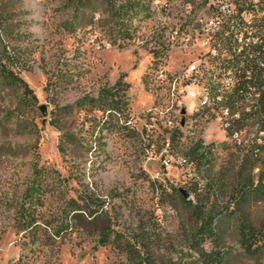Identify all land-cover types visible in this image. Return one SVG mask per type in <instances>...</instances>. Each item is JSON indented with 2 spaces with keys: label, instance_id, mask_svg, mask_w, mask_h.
Wrapping results in <instances>:
<instances>
[{
  "label": "rangeland",
  "instance_id": "rangeland-1",
  "mask_svg": "<svg viewBox=\"0 0 264 264\" xmlns=\"http://www.w3.org/2000/svg\"><path fill=\"white\" fill-rule=\"evenodd\" d=\"M143 1L148 2L147 9L137 10L130 23L132 37L123 39L100 26L98 13L86 29L73 28L71 12L62 0H0L6 9L24 12L20 29L29 41L30 53L26 54L30 68L22 70L20 77L36 96L34 107L23 108L18 118L14 105L20 90L0 93V264H126L122 247L127 241L133 242L151 264H264V254L252 258L244 253L235 219L245 217L258 232L256 244H263L264 198L250 197L237 209L228 196L237 179H250L254 185L259 175H264V163L236 155L219 139H211V152L216 144L221 153L208 155L203 171L209 183L198 186L190 178L193 172L198 173L197 166L187 170L163 164L161 150L168 133L162 127L154 126L143 137L138 131V112L152 103L154 94L159 95L152 78L155 59L138 39L147 26L149 8L154 7V0ZM186 2L174 3L169 15L180 12ZM117 81L127 84V105L103 123L106 113L100 118L102 112L96 103L87 112L89 105L82 98H96L101 88ZM191 96L192 92H185L181 103ZM55 104L72 107L70 114L60 116L64 129L73 130L78 138H90L86 160L81 154L72 159L58 152L59 132L48 123ZM170 113L177 115V106ZM23 119L26 123L19 125L18 120ZM129 119L130 123H125ZM177 143L187 144L182 139ZM34 160L52 174H73L66 186L70 194L92 183L95 194L105 198L113 228L106 244H98L93 230H74L62 241L47 235L50 229L42 220L55 223L60 214L61 201L55 195L33 204L38 216L33 233H17V209L27 206L23 192ZM173 188L188 192L185 198L202 204L206 211L235 213L221 233L214 217L213 231L205 235L198 231L200 221L191 207L171 198Z\"/></svg>",
  "mask_w": 264,
  "mask_h": 264
},
{
  "label": "built area",
  "instance_id": "built-area-1",
  "mask_svg": "<svg viewBox=\"0 0 264 264\" xmlns=\"http://www.w3.org/2000/svg\"><path fill=\"white\" fill-rule=\"evenodd\" d=\"M179 1H187V8L169 15V8ZM231 11H238V19H230ZM250 16L264 22V0H154L147 26L138 39L148 47L152 59L162 58V66L154 73L159 95H153L152 103L138 112L142 137L154 126L162 127L165 133L175 132L177 139L185 140L187 148L199 143L198 153L207 152V144L217 138L232 153L264 163V35L249 37L244 48L235 47V40L242 37L236 36V27ZM219 26H227V33H219ZM205 29L218 35L217 46L205 48ZM224 35H232L229 50H222ZM213 51L229 57V65L224 67L229 82L227 91L206 98L204 59ZM181 92H192V99L180 103ZM225 96L233 97L234 109L225 107ZM170 101H177V115H170ZM192 116H199L197 129H189ZM254 131H262L263 139H255ZM161 153L165 166L173 163L187 170L197 166L196 159L168 148L167 136ZM208 153L219 155L221 148L214 144V152ZM204 167L199 164L198 173L190 176L198 186L209 183ZM260 183L264 186V178Z\"/></svg>",
  "mask_w": 264,
  "mask_h": 264
},
{
  "label": "trees",
  "instance_id": "trees-1",
  "mask_svg": "<svg viewBox=\"0 0 264 264\" xmlns=\"http://www.w3.org/2000/svg\"><path fill=\"white\" fill-rule=\"evenodd\" d=\"M62 4L71 12V18L74 22L73 28L86 29L92 24L95 13H98L100 26L107 29V33H115L123 39L132 37L133 29L130 28V23L137 10L139 8L147 9L148 7V2L143 0H62ZM23 14L24 12L21 10H8L0 4V93L4 89L20 90L14 105V112L18 118L22 115L23 108L27 106L33 108L36 103V96L32 89L20 77L22 70L30 68L26 54V51L30 53L29 41L26 40V33L20 29ZM126 88L127 84L117 81L110 87L101 88L96 98L85 95L82 102L89 105L88 109L86 108L87 112L91 111L96 103V109L102 112L100 118L106 113V118L103 121V123H106L112 113H119L127 105L125 99ZM82 106L84 107V105ZM71 111V106L61 107L55 104L49 111L48 123L59 132L56 147L62 156L68 155L70 158L75 159L81 154L82 157L85 156L84 160H86L91 147L90 138L87 136L78 138L73 130L64 129L61 125L60 116L70 114ZM25 121V119L18 120V123L22 125L26 123ZM33 126L34 124H31V127ZM167 133L168 148L181 152L187 155L188 158L196 159L197 167L199 164L207 165L208 152H211L208 147L207 152L199 151L198 153L199 143L187 148L182 144L178 145L175 132ZM99 137L97 139L100 143ZM37 158L38 156H36ZM240 171H238L239 175H241ZM53 173L51 169L39 166L37 160L32 162L31 178L23 192L27 206L25 207L23 204L17 209V233L31 230L32 234L38 225V216L35 215L33 204L37 201L42 203L45 197L55 195L61 201L60 214L55 223H51L49 219L42 220L45 227L50 229V233H47V235L62 241L66 234H70L74 230L81 233L93 230L92 234L96 235L98 244H106L113 233V228L108 215V208L104 207L105 198L95 194L92 185H90L92 183H85L81 190H73L70 194V190L66 189L67 181L74 178V175L69 174L67 177H63L56 171ZM263 177L264 175H259L254 185H252L250 179L245 182L237 179L231 184L228 196L231 200H234L237 209L250 197L264 198V186L260 183ZM170 195L177 202L189 208L191 207V213L196 220L200 221L198 231L205 235L212 233L214 217H217V222L214 225H217L216 228L221 233L223 232V225L235 213V210L220 212V214L214 213L212 209L206 211L202 208V204L192 203L190 199H186L181 189L173 188ZM235 219L239 226L238 242L244 253L252 258L257 255L262 256L264 254V243L256 244L257 230L248 225L245 217L237 216ZM122 251L127 254L128 263L126 264H151L145 256H141L140 251L134 247L133 242L127 241L125 246L122 247ZM197 251L200 255H204L201 248H198Z\"/></svg>",
  "mask_w": 264,
  "mask_h": 264
},
{
  "label": "bare ground",
  "instance_id": "bare-ground-1",
  "mask_svg": "<svg viewBox=\"0 0 264 264\" xmlns=\"http://www.w3.org/2000/svg\"><path fill=\"white\" fill-rule=\"evenodd\" d=\"M246 0H238V3H245ZM187 8V2L183 5ZM230 19H238V11L230 12ZM219 33H227V26H219ZM257 35H264V22H258L257 16H250L248 19H244V22H239L236 27V36L238 39L235 40L236 48H244L249 43V37ZM205 48H212L218 44V35H212V29H205ZM232 42V35H224L222 42V50H229V44ZM154 71H153V82L157 88V80H154V73H156V67L162 66V58H154ZM229 65L228 56H220V51H213L212 55H207L204 59V86H205V97L215 98L218 96L219 91H227L229 75L224 71V67ZM155 95V94H154ZM185 96V92H181V98ZM191 98H187L183 103H188ZM177 106V101H170V111L172 107ZM225 107L227 109H234V99L232 96H225ZM172 114V113H170ZM175 114V113H174ZM199 116H192L189 120V129H197L199 124ZM255 139H263L262 131H254ZM207 147L212 150L211 146L207 144Z\"/></svg>",
  "mask_w": 264,
  "mask_h": 264
},
{
  "label": "water",
  "instance_id": "water-1",
  "mask_svg": "<svg viewBox=\"0 0 264 264\" xmlns=\"http://www.w3.org/2000/svg\"><path fill=\"white\" fill-rule=\"evenodd\" d=\"M40 110L41 111H44L45 110V106L44 105H41L40 106ZM181 191H182V194H183L184 197H187L188 196V193L186 191H184L182 189H181Z\"/></svg>",
  "mask_w": 264,
  "mask_h": 264
}]
</instances>
